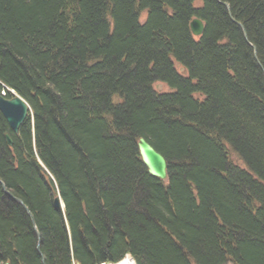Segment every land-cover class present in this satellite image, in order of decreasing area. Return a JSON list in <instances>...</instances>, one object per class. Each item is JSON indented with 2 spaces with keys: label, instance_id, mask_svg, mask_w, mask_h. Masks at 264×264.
Here are the masks:
<instances>
[{
  "label": "trees",
  "instance_id": "trees-1",
  "mask_svg": "<svg viewBox=\"0 0 264 264\" xmlns=\"http://www.w3.org/2000/svg\"><path fill=\"white\" fill-rule=\"evenodd\" d=\"M1 86L0 264H264V0H0Z\"/></svg>",
  "mask_w": 264,
  "mask_h": 264
},
{
  "label": "water",
  "instance_id": "water-1",
  "mask_svg": "<svg viewBox=\"0 0 264 264\" xmlns=\"http://www.w3.org/2000/svg\"><path fill=\"white\" fill-rule=\"evenodd\" d=\"M190 29L191 32L195 35H201L204 29V26L202 24V21L197 19H194L190 23ZM245 34V33H244ZM28 104L27 102L21 98L18 95H13L10 98H7L5 96L0 95V113L5 119L10 131L12 133H17L19 127L21 124L26 120L27 113H28ZM6 140L8 145H12V140L9 136V134H6ZM137 149L140 155V158L147 168V171L152 176H155L159 179L164 180L166 178V169H167V162L165 157L159 153L146 139L143 137H139L137 140ZM3 191L14 201L18 202L23 206L27 214L31 217V220L33 221L31 213L28 211V209L25 207L24 203L20 198L15 197L13 194H11L4 184L1 182ZM54 204L56 207H61L60 205V199L58 197L54 198ZM32 226L34 231L36 232L37 236V230L35 228L34 221L32 222ZM9 264V263H5Z\"/></svg>",
  "mask_w": 264,
  "mask_h": 264
},
{
  "label": "bare ground",
  "instance_id": "bare-ground-1",
  "mask_svg": "<svg viewBox=\"0 0 264 264\" xmlns=\"http://www.w3.org/2000/svg\"><path fill=\"white\" fill-rule=\"evenodd\" d=\"M194 19H197L196 17L195 18H193L192 20H194ZM199 19V18H198ZM191 20V21H192ZM200 20V19H199ZM191 21H190V23H191ZM190 23H189V26H190ZM202 24H203V22H202ZM204 26V25H203ZM193 34V33H192ZM194 36H199V35H195V34H193ZM28 104V103H27ZM28 113H29V111H30V106L28 105ZM28 113H27V115H28ZM149 173V172H148ZM33 218V217H32ZM33 222V221H32ZM38 233V232H37ZM37 237H39V233H38V236ZM129 256V255H128ZM128 256H126L125 258H123L122 260H120V261H118L117 263H114V264H136L135 263V261L134 260H132V259H130ZM8 263V262H7ZM103 264H109V263H103Z\"/></svg>",
  "mask_w": 264,
  "mask_h": 264
},
{
  "label": "rangeland",
  "instance_id": "rangeland-1",
  "mask_svg": "<svg viewBox=\"0 0 264 264\" xmlns=\"http://www.w3.org/2000/svg\"><path fill=\"white\" fill-rule=\"evenodd\" d=\"M244 38H246V36L244 35ZM2 87H4V86H1V88ZM156 87L159 89V90H167L168 88L166 87V85H164V84H161V83H156ZM4 90V88H2L1 90H0V94L1 95H3V96H5L6 95V93H5V91H3ZM14 95V94H13ZM12 95V96H13ZM15 95H18V94H15ZM19 96V95H18ZM22 98V97H21ZM30 112V111H29ZM59 197V196H58ZM60 205H63L62 204V202L60 201ZM60 208V207H59ZM126 256H128V255H125L123 258H125ZM130 259H132V260H134L130 255L128 256ZM122 258V259H123ZM103 264V263H102Z\"/></svg>",
  "mask_w": 264,
  "mask_h": 264
}]
</instances>
